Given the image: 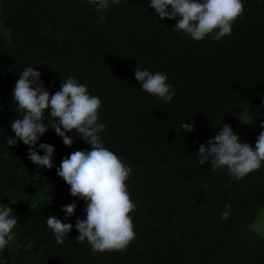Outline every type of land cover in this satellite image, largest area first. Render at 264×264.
Returning <instances> with one entry per match:
<instances>
[{"label":"trees","instance_id":"trees-1","mask_svg":"<svg viewBox=\"0 0 264 264\" xmlns=\"http://www.w3.org/2000/svg\"><path fill=\"white\" fill-rule=\"evenodd\" d=\"M149 2L120 0L97 12L86 0H0V204L18 218L17 239L0 251V264H264V237L249 228L264 208V163L237 180L226 168L199 164L197 153L242 116L243 143L254 148L264 131V0H243V15L219 41L175 31L176 20L161 21ZM29 66L50 95L71 76L100 98L103 146L132 169L126 184L136 235L126 249L93 252L77 242L75 222L85 218L86 204L66 216L45 200L32 208L22 196L45 187L22 173L39 168L29 146L6 143L11 121L22 118L12 91ZM137 66L167 75L171 102L141 89ZM48 114L43 123L51 127ZM183 122L193 130L181 129ZM66 135L71 146L51 128L40 138L55 148V166L40 169L54 171L73 151L91 150L78 133ZM53 182L51 195L63 180ZM11 197L21 201L10 204ZM50 216L73 225L62 244L47 226Z\"/></svg>","mask_w":264,"mask_h":264},{"label":"clouds","instance_id":"clouds-1","mask_svg":"<svg viewBox=\"0 0 264 264\" xmlns=\"http://www.w3.org/2000/svg\"><path fill=\"white\" fill-rule=\"evenodd\" d=\"M86 2L101 12L107 10L110 4H119L120 0ZM149 4L161 21L164 18L175 19L174 30L182 31L196 41L207 35H211L215 41L230 35L232 25L244 11L243 0H150ZM103 21L104 16L101 15L99 22ZM134 75L143 91L164 103L171 102L175 92L166 82L168 77L165 73H151L137 66ZM40 77L41 73L31 66L19 74L12 98L22 118L11 121L14 136L8 137L6 143L15 146L22 141L29 146L28 159L33 164L51 169L55 166L54 146L37 142L51 128L66 146H71L73 138L66 133H78L91 146V150L73 151L62 158L56 168L57 175L70 186L69 194L86 202L85 218H77L75 222L79 233L77 242L87 241L93 252L122 251L136 235L130 216L136 205L130 198L126 184L132 169L103 146L99 133L105 130L106 124L98 122L101 100L98 96L90 95L87 87L71 76L61 82L58 91L50 95ZM46 112L50 113L48 116L53 121L51 127L43 123ZM193 127V124H181V129L186 132L192 131ZM37 149L43 150V155ZM197 153L199 164L210 162L213 171L226 168L235 179L240 180L264 163V131L259 133L253 148L246 142L241 143L233 129L224 124L206 145L199 146ZM20 201L11 197L10 204ZM47 203H51V196ZM30 205L35 207L36 201ZM76 207L77 204L73 202L64 205L62 211L66 216H71ZM225 207L229 208L230 205ZM13 212L12 207L0 204V251L17 239L13 229L18 224V218L12 215ZM228 215L225 211L222 219H227ZM46 222L55 241L60 244L73 227L55 216L48 217ZM32 247L29 241L27 250L31 251Z\"/></svg>","mask_w":264,"mask_h":264},{"label":"rangeland","instance_id":"rangeland-1","mask_svg":"<svg viewBox=\"0 0 264 264\" xmlns=\"http://www.w3.org/2000/svg\"><path fill=\"white\" fill-rule=\"evenodd\" d=\"M248 123V119L245 116H242L240 120L234 125V133L237 134L240 138V142H244L245 138V131L244 128ZM243 140V141H242ZM23 174H25L30 179H43L45 181V187H42L38 189L35 193H29L27 191L22 192V196L30 201L32 203L33 201L39 202L42 200L47 201L50 199L51 196V203L52 206H54L58 213L65 214L62 211V207L66 204H70L75 202L77 204L76 209L74 210V213L77 212L82 206L86 204L85 201L79 200L76 197H73L69 194V185H67L64 181L63 184L60 186L59 189L54 191V194L51 195L50 192L54 190V179L60 178L56 170L47 172L40 168H29L25 169V171H22ZM62 179V178H61ZM63 180V179H62ZM50 191H49V186ZM55 194H58V197L55 196ZM249 228L257 235L264 237V208L260 210L258 215L254 218L253 222L249 225Z\"/></svg>","mask_w":264,"mask_h":264}]
</instances>
